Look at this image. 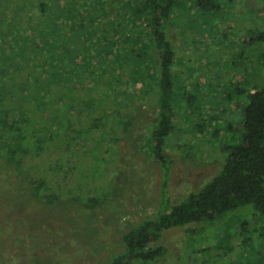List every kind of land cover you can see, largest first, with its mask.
I'll list each match as a JSON object with an SVG mask.
<instances>
[{
	"label": "rangeland",
	"instance_id": "obj_1",
	"mask_svg": "<svg viewBox=\"0 0 264 264\" xmlns=\"http://www.w3.org/2000/svg\"><path fill=\"white\" fill-rule=\"evenodd\" d=\"M200 2L185 1L165 26L176 53L179 129L166 143V174L145 147L155 93L141 89L133 98L132 88L117 92V82V90L100 85L111 100L102 103L98 147L92 133L69 148L56 140L38 151L32 141L17 162L0 154V264H109L124 232L163 211V194L177 203L218 173L226 146L240 135L248 93L264 85V0ZM79 111L82 128L92 113ZM41 119L30 120L27 131L42 130ZM61 164L68 170L54 171ZM37 177L50 185L39 198L31 185ZM192 226L164 232L156 245L168 252L154 264H264V212L252 205Z\"/></svg>",
	"mask_w": 264,
	"mask_h": 264
},
{
	"label": "trees",
	"instance_id": "obj_2",
	"mask_svg": "<svg viewBox=\"0 0 264 264\" xmlns=\"http://www.w3.org/2000/svg\"><path fill=\"white\" fill-rule=\"evenodd\" d=\"M185 1L191 7L205 5L200 0H0V154L17 162L32 141L38 151L56 140L69 148L92 133L99 136L93 141L98 147L107 115L102 103L111 100L99 86L115 90L117 82V92L132 88L133 98L141 89L155 93L156 120L145 147L166 174V143L179 129L176 53L165 26L188 6ZM120 74H126L125 81ZM16 77L23 80L19 85ZM80 107L92 113L82 128L77 127L84 114L77 113ZM242 114L240 135L226 146L218 173L177 203L163 194V211L124 232L121 250L109 264L163 262L168 249L156 243L167 230L208 222L246 205L264 212V85L248 93ZM30 118L41 119L42 130L28 132ZM68 168L61 164L54 171ZM31 183L38 198L50 188L39 177Z\"/></svg>",
	"mask_w": 264,
	"mask_h": 264
}]
</instances>
